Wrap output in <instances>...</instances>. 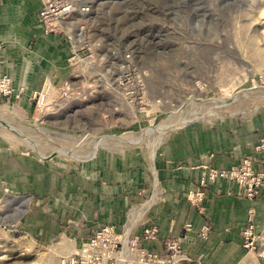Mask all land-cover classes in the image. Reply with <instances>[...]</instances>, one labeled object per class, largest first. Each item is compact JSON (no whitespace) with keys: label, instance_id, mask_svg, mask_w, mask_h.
I'll return each instance as SVG.
<instances>
[{"label":"rangeland","instance_id":"obj_1","mask_svg":"<svg viewBox=\"0 0 264 264\" xmlns=\"http://www.w3.org/2000/svg\"><path fill=\"white\" fill-rule=\"evenodd\" d=\"M48 1L67 2L72 6L71 13L63 21L71 29L69 31L58 23L50 24L52 29L48 30L46 21L38 20L46 34L66 38L69 51L65 67L70 77L67 81H51L44 90L32 95L35 106L41 107L36 113H25L7 102H0V113L8 124L21 129L38 151L2 129L0 150L14 151L44 164L73 168L103 153H135L152 160L144 145L128 150L101 147L92 156L91 153V157L80 161L57 154H41L63 148L86 155L94 149L82 146L81 142L71 143L70 138L140 133L154 129L170 116L193 118L217 103L227 105L217 109L221 115L226 114L222 118L189 119L188 125L171 131L156 148L154 160L163 142L190 126L199 124L203 128L243 122L263 114L264 0ZM87 63L93 68L89 64L87 67ZM94 68L108 73L111 80L122 74V87L128 88L132 96H125V100L121 91L113 90L104 79L88 85L85 79L95 72ZM141 107L152 112L137 110L138 117L129 121L127 116L131 110L143 109ZM49 113L61 119L45 121ZM254 152L247 156L254 163L258 154L264 159V137L260 138ZM205 169L211 168L206 166ZM212 169L227 171L231 168ZM28 219L26 215L15 223L0 226V264H57L64 256L80 249L64 238L43 240V236L38 237L30 227ZM107 227H113L116 237L122 240L130 238L133 229L127 227L126 232H119L115 226L105 225L93 236ZM263 241L262 235L260 242ZM245 250L250 254L258 252ZM121 251L119 246L115 256ZM99 252L97 264H106L109 252L103 247ZM129 255L126 264H140L137 254ZM183 260L182 251L174 264H191Z\"/></svg>","mask_w":264,"mask_h":264},{"label":"crops","instance_id":"obj_2","mask_svg":"<svg viewBox=\"0 0 264 264\" xmlns=\"http://www.w3.org/2000/svg\"><path fill=\"white\" fill-rule=\"evenodd\" d=\"M43 5L44 0H0L3 72L15 88L10 99L0 102L32 114L41 111L31 99L34 93L70 77L66 38L46 34L39 25ZM199 126L172 135L154 160L103 153L73 168L0 150L2 226L28 215L38 237L64 238L82 248L105 225L119 232L133 228L130 237L141 234L144 225H156L158 240L145 245L151 251L164 253L167 241L179 239L183 261L191 264H264V241L250 254L242 237L251 218L264 236V188L258 198L246 200L238 197L232 180L200 184L208 175L206 166L230 169L255 153L264 137V112L253 120ZM254 167L264 171L259 154ZM204 226L210 230L207 239L200 237Z\"/></svg>","mask_w":264,"mask_h":264},{"label":"built area","instance_id":"obj_3","mask_svg":"<svg viewBox=\"0 0 264 264\" xmlns=\"http://www.w3.org/2000/svg\"><path fill=\"white\" fill-rule=\"evenodd\" d=\"M71 4L61 2L46 3L42 7L38 20L46 21L48 30L52 29L50 24L56 25L58 20H66L71 13ZM49 24V25H48ZM14 82L10 75L3 72V43L0 41V100L10 99L14 93ZM143 84V83H142ZM141 84V85H142ZM144 87V85H142ZM132 96V92H129ZM242 164L237 168L232 167L227 171H217L210 169L208 175L200 182L206 186L207 179L215 181L216 179H228L235 181L239 187L238 197L255 200L261 195L264 188V171H257L254 168V160L245 158ZM202 212V211H201ZM188 231L191 224L185 226ZM102 232L92 236L88 243L78 249L76 253L64 256L57 264H97L101 248H105L108 253L106 264H126L129 262V254H137L140 264H174L183 251L182 242L179 239H171L165 244V252L158 253L145 247L147 243H154L158 240L159 229L156 225H144L141 234L129 238L127 253L125 244L120 237H116L113 227L100 229ZM209 228L204 226L200 232L202 239H207ZM243 247L248 250L258 251L259 242L262 234L257 231L254 220L249 219L248 226L242 234ZM121 247L122 251L115 256V251Z\"/></svg>","mask_w":264,"mask_h":264},{"label":"bare ground","instance_id":"obj_4","mask_svg":"<svg viewBox=\"0 0 264 264\" xmlns=\"http://www.w3.org/2000/svg\"><path fill=\"white\" fill-rule=\"evenodd\" d=\"M82 11H87V10H82ZM63 21L64 20H58V22H57L58 25L61 26L62 29H66L68 31L71 30V29H69L68 26H66V24H65L66 22H63ZM262 57H263V55H262ZM88 64L91 65V67H92L91 63H87V67H88ZM93 70L95 72H93L91 76H88L85 79L86 80L85 82L88 85L92 86L93 82L99 81L100 79H104L107 82L106 84L109 85L113 90L121 91L122 96H124V99L127 100L125 98V96H127V95H129L131 93H129V89L128 88L126 90V88H123L124 86L121 84L122 81H123V77H122L123 75L122 74L117 75V77H114L111 80V79L108 78V73H105V72L102 73V72L98 71L97 68H94ZM201 102H202V104L208 103V102H205V101H201ZM221 102H222V100H221ZM212 105H213V103H212ZM226 106L227 105L218 104L217 103L211 109H208L209 111H206V112L202 111L201 113L195 114V115H193V116H195L193 118H195V119H197L199 121H206L205 119L208 118V117H210V118H220L221 117L222 118V117L226 116V114L224 113V115H221L222 113L220 114L217 111V109L221 110L223 108H226ZM141 108H143V109H140V108L137 109L136 108V109H132L131 110V112L129 113V116H127L129 121H133V120H135L138 117L137 110H145L147 113H151L152 112L151 110L148 111V109H146L144 107H141ZM231 115H233V114H231ZM193 118H190V117L189 118H185L183 115H179V117H175V116L171 117L170 116L169 119L164 120L159 125H157L154 129L143 130L140 133H125V134H123L121 136L107 135V136L97 137V138H93V139L92 138H88V137L76 136V137L70 138V142L71 143H76L77 144V143L81 142L82 146L83 145L84 146H89L90 149H92V150L94 149L93 152L90 151L88 154L85 155V154H80V153H78L75 150L73 152H70V151L65 150L63 148H58V149H55V151H52V152H50L48 154H45V153L42 152L41 156H52V155L57 154L59 156L65 157L67 159L69 158V159H72V160L80 161V160H85L88 157H91L94 154V152L98 148H101V147L108 148V149H111V150H120V149H125V150L127 149L128 150V149L138 148V147H141V146L144 145L145 148L147 149L148 157L153 159L154 152H155L156 148L163 141V139H165V136L168 135L171 131H173L175 129H179V128L187 125V123L189 121H191L189 119H193ZM209 120L210 119H208V121ZM11 124L9 125L8 122L6 121V117L3 114L0 113V129L6 130L9 133L11 132L10 134L14 135L15 139L17 138L19 141L20 140L24 141L25 143L28 144V146L31 149H33L35 151H38L36 144L34 142H29L28 138L25 137L24 134L22 133L23 131L21 129H19L18 127L11 126ZM9 139L13 140L11 138H9ZM39 152H41V151H39ZM90 154H91V156H90ZM123 241H124V244H125V251L127 253V251H128L127 247H128V243H129V238H127V239H125Z\"/></svg>","mask_w":264,"mask_h":264},{"label":"water","instance_id":"obj_5","mask_svg":"<svg viewBox=\"0 0 264 264\" xmlns=\"http://www.w3.org/2000/svg\"><path fill=\"white\" fill-rule=\"evenodd\" d=\"M55 114H47L46 118H45V121H51V120H54V119H59L60 117H56V116H53ZM61 119V118H60ZM0 225L2 226L3 225V222L0 220Z\"/></svg>","mask_w":264,"mask_h":264}]
</instances>
